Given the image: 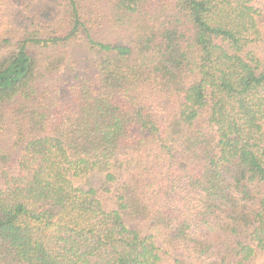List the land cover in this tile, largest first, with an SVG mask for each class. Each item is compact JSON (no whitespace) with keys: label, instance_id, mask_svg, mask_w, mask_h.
<instances>
[{"label":"trees","instance_id":"1","mask_svg":"<svg viewBox=\"0 0 264 264\" xmlns=\"http://www.w3.org/2000/svg\"><path fill=\"white\" fill-rule=\"evenodd\" d=\"M55 3L0 0V264H264V0Z\"/></svg>","mask_w":264,"mask_h":264},{"label":"rangeland","instance_id":"2","mask_svg":"<svg viewBox=\"0 0 264 264\" xmlns=\"http://www.w3.org/2000/svg\"><path fill=\"white\" fill-rule=\"evenodd\" d=\"M30 4L32 5L31 6V9H30V12L31 13H39L41 11H46L47 8L50 6H55V0H30ZM16 17H21V18H24L25 15H22L21 14V11L19 9H16Z\"/></svg>","mask_w":264,"mask_h":264}]
</instances>
